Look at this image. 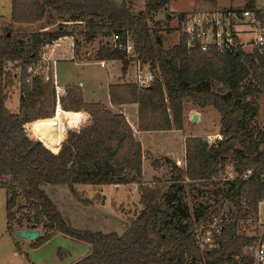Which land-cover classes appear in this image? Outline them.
I'll list each match as a JSON object with an SVG mask.
<instances>
[{
	"label": "trees",
	"instance_id": "trees-1",
	"mask_svg": "<svg viewBox=\"0 0 264 264\" xmlns=\"http://www.w3.org/2000/svg\"><path fill=\"white\" fill-rule=\"evenodd\" d=\"M170 1L143 0V8L134 13L133 0H10L11 24L0 35V188L6 192L8 234L41 228L45 233L31 243L32 248L50 240L55 232L91 247L88 255L72 264H254L247 247L257 237L241 233L240 222L252 217L257 223L264 201V132L251 125L259 111L256 97L264 93V46L260 52L219 54L214 46L205 51L198 45L188 47L180 36L177 44L165 47L163 22L153 20L163 12L165 22L169 20ZM246 2L242 8L256 7L254 0ZM45 17L60 22L56 30L31 33L25 41L14 34L13 25L31 26ZM68 22L74 30H68ZM80 25L85 43L119 36L117 44L107 41L99 46L95 61L121 62V75H125L130 63L138 59L155 75L147 87H108L112 106L136 105L138 132L183 130L186 104L218 113L220 139L208 144L202 137H187L184 167L166 162L175 180L221 188V202L230 201L235 209L225 215L218 207H202L194 217L178 210L177 200L163 198L168 183L159 178L143 181L142 145L124 114L99 103H84L74 85H67L66 96L60 98L63 124L66 127L63 112H79L84 116L75 128L88 129L95 121V130L70 131L62 141L64 132L56 136L63 124L60 119L51 124L54 87L38 77L29 82L26 68L37 61L45 45L60 38L73 39L77 56L81 43L75 38V28ZM173 31L167 28L164 33ZM127 43L133 49L131 56L122 48ZM14 63L21 65L20 100L11 112L6 102L13 76L6 67ZM31 123L28 131H34L39 141L27 134ZM51 136L55 137L48 139ZM228 168L233 176L229 178L228 172L221 179ZM128 184H136L141 211L127 219L122 235L74 228L45 192L47 186H66L75 197V185ZM216 218L220 223L212 231V247L201 248L197 228L209 231L207 226Z\"/></svg>",
	"mask_w": 264,
	"mask_h": 264
},
{
	"label": "rangeland",
	"instance_id": "rangeland-1",
	"mask_svg": "<svg viewBox=\"0 0 264 264\" xmlns=\"http://www.w3.org/2000/svg\"><path fill=\"white\" fill-rule=\"evenodd\" d=\"M254 2L257 7L264 6V0H254ZM246 3V0H171V5L168 9V13L170 14L169 20L165 22L166 12H163L154 15L153 22H163L161 26L163 28L162 34L166 39L165 47H172V45L177 44L180 40L178 36L179 15H184L192 10L200 9L210 10L222 9L224 7L241 9L242 7H245ZM133 5V12L136 13L143 8V0H133ZM10 12V0H0V15L6 18L9 16ZM10 24L11 23L2 21L0 22V35H2L8 27H10ZM59 24L60 22L58 21L54 22L47 19V22H43V24H40L38 27L46 28L45 31L49 32L56 30ZM66 24L69 31L74 30L73 24L69 22ZM15 27L16 25H13L14 34L24 37V41L29 35H31L29 32L38 30V27L31 30H26L27 28H22L19 26L16 28ZM167 28H173L175 31H173L170 35H166L164 31ZM82 29V25L75 28V38L81 43V46L78 48L79 53L77 56H75V59L83 63L97 62L95 61V53L101 44L107 41L110 42L109 37L101 36L97 37V39H95L93 42L85 43L83 41V37L81 34H79ZM68 38L72 45L73 41L70 37ZM58 42L60 43V41ZM49 47L44 48L42 53L47 54ZM70 48H73L74 53V47L70 46ZM247 50H249V48H247ZM31 66H33V70L36 72L29 73V66L26 68L28 81L31 82L33 77L37 75V77L45 83L51 82L55 92V77L53 76V69L49 68L48 71H45L47 75H43L45 74V69H43L42 66L46 67V63H35L31 64ZM119 67V64H116L113 67L111 64H109L105 68H101L99 64H90L86 65L85 67H81L72 64H68L66 66L59 63L57 67V73H59L58 76L60 77V81L63 80L61 77L62 73L66 75L71 74L70 77L76 82H82L83 94H85V97L88 100L93 99L94 101L103 102L107 97L106 92L108 83H111V81H108V78L111 77L112 82L118 83L115 85L131 84V82H129V80L124 77L123 80L117 81L118 78L121 77L119 76ZM6 70L11 76H13L12 86L7 90L8 100L6 102V107L11 112H15L18 108V103L20 100L19 89L21 79V65L20 63L7 64ZM45 76H48V81L44 78ZM65 87L66 86H62L63 89L59 94V99L57 98L56 93H54V95H56V106L54 109L55 113L53 116H51V118L54 117V122L51 124L56 123V121L61 117V121L63 123V116H61L60 112L62 111L60 106V98L66 96L64 93ZM256 102L258 104L259 111L253 118H251V125L261 132H264V93L256 97ZM185 109L183 130H176L174 133L143 135L141 137V141L143 145H145V151L143 152L142 159L145 163L142 169L143 181L151 183L153 178H159V180L162 182L168 183L167 187L163 190V198L166 200H171L174 198L178 202L177 209L183 210L186 214L192 217H194V213L202 207L207 209L211 207H218L222 214L227 215V211L229 209H235V206L230 201L221 202V188H201L196 183H190L187 180L184 182H178L175 180L176 174H174L172 171V166L166 162L168 159L171 162H174L178 167L183 168L184 162L182 161L181 157L183 156L184 151V144H182L184 138L199 136L204 138L207 142V137L218 135L220 129L219 115L214 109L206 108L204 110H199L193 108L190 104H186ZM111 111L115 110L111 109ZM194 114L197 115L196 122H193L192 120V116ZM66 120L67 121L65 122V125L67 128L70 126L69 128L71 131H86L90 129L89 131L93 132L95 130V121L94 124L89 125L88 129H76V121L74 119L67 117ZM35 121H33V123ZM129 121L131 122V118H129ZM33 123L26 127V131L30 137L38 140L33 136L34 131L31 134L28 131L30 125ZM137 129H134L133 132H136ZM68 134L69 133L66 131L64 136L65 139L67 138ZM136 138V140L139 142L140 138L137 136ZM150 148H152L150 151L146 150ZM262 148H264V146ZM225 171V175H220L221 179H224L228 172L229 174L233 175L230 173L229 168ZM119 187L112 185H105L104 187L75 185L74 189L77 193L75 197L66 186H47L45 188V192L49 199L54 201V203L57 205V208L63 218H65L74 228L83 231L101 232L103 234L115 232L116 234L122 235L125 229V222H127V219L129 218L137 217L141 211V205L136 184H128ZM5 200L6 192L3 188H0V264H71L73 261L82 258L81 256L83 255L81 254L84 251L83 249L86 250V248H84L82 243L72 238L70 239L68 237L59 235L53 236L47 242L37 246L36 248H32L31 243H29L27 240L15 237L13 235L14 233L11 235L8 234L6 232L7 220L5 219ZM261 213L264 225V207L262 208ZM219 223L220 221L218 218L214 219L212 224L207 226L208 230L211 232L215 231L218 228ZM253 223L255 222H253L252 217H248L244 221H241V233L250 237H259L260 233L263 232V230L259 227L261 224L259 215L257 223H255L256 225H253ZM37 230L39 231L40 235L45 233L44 229L38 228ZM202 230H204L202 227L197 228V232Z\"/></svg>",
	"mask_w": 264,
	"mask_h": 264
},
{
	"label": "built area",
	"instance_id": "built-area-1",
	"mask_svg": "<svg viewBox=\"0 0 264 264\" xmlns=\"http://www.w3.org/2000/svg\"><path fill=\"white\" fill-rule=\"evenodd\" d=\"M178 21V36H183L186 39L188 47L198 45L202 51H205L208 46H214L219 54H225L238 51L260 52L264 46V6H256L254 9L224 7L222 9L192 10L182 15ZM71 40L73 41L72 38ZM110 41L117 44L119 36L113 34ZM49 45H45L42 50L48 48ZM71 46L74 47L73 42ZM122 48L128 55H132L133 49L130 43ZM35 63H46V67L42 66L45 72L49 68L53 69L56 60L46 57V54L41 52L37 61L32 64ZM99 65L103 67L105 61L99 62ZM130 65L133 67L134 75L132 84L143 88L155 80V75L148 65L142 64L138 59L132 61ZM28 72L36 71L33 70V66L29 65ZM43 75H47L46 72ZM44 78L49 80L48 76ZM62 89V86L58 85L55 80V93L58 99ZM206 139L207 143L211 144L220 139V136H209ZM232 176L230 174L229 178ZM198 242L201 248H211L213 232L210 230L198 232ZM247 250L252 254L254 264H264V232L260 233L256 241L247 247Z\"/></svg>",
	"mask_w": 264,
	"mask_h": 264
},
{
	"label": "crops",
	"instance_id": "crops-1",
	"mask_svg": "<svg viewBox=\"0 0 264 264\" xmlns=\"http://www.w3.org/2000/svg\"><path fill=\"white\" fill-rule=\"evenodd\" d=\"M11 3V2H10ZM171 5V4H170ZM10 8H11V4H10ZM11 10H12V8H11ZM10 18H11V12H10V14H9V16L8 17H3V16H1L0 15V22L2 21V22H7V23H10ZM47 22V19H46V17L43 19V21L42 22H39L38 24H31V26H21V25H16V27H22V28H27L26 30H31V29H34V28H37L40 24H43V22ZM15 27V28H16ZM45 29L46 28H41V27H38V30H36V31H31V32H29V33H35V32H48V31H45ZM58 41H60V43H62V41H63V43L62 44H60ZM65 41V42H64ZM69 42H70V40H69V38L68 37H66V38H60V39H58V40H56V41H54V44H51L50 45V47H49V49H48V51H47V54H46V56L48 57V58H51L52 60H56V64L54 65V67H53V76L55 77V80H56V82H57V84H59V85H61V86H67V85H75V86H77V87H79V89H80V91H81V94H83V84H82V82H76L73 78H71L70 77V75H66V74H64V73H62V75H61V77L63 78V80L62 81H60V77L58 76V74L59 73H57V67H58V64L59 63H61V64H64V65H76V66H81V67H85L86 65H90V64H95V65H98L99 64V62H80V61H78L77 59H75V55H74V53H73V48H70V46H71V42H70V44H69ZM72 47V46H71ZM109 64H111L112 65V67L114 66V65H116V64H119L120 65V67H119V76H121L120 78H118V80L117 81H119V80H123L124 78H126V79H128L129 80V82H131V84H132V82H133V77H134V75H133V67L130 65V67L127 69V71H126V74L125 75H121V67H122V64H121V62H117V61H105V65L103 66V67H101L100 65V67L101 68H105L107 65H109ZM55 70H56V73H55ZM124 77V78H123ZM72 79V80H71ZM109 80L108 81H111V83L109 82L108 83V86H107V92H106V94H107V97H106V100L105 101H94L93 99H91V100H88L86 97H85V94H83V101H84V103H99V104H101V105H105L107 108H109L110 110L112 109V110H115V111H117V112H119V113H123L124 114V116H125V118H126V120H127V122H128V124H129V126H130V128H132V130H134V129H137V113H138V110H137V107H136V105H130V104H122L121 106H112L111 104H110V97H109V94H108V87H109V85H115V84H118L117 82H112V79H111V77L110 78H108ZM114 111V112H115ZM62 112V111H61ZM63 114L65 115V117L67 118V117H70V118H72V119H74L76 122H77V120L78 119H81L84 115H83V113H74V112H68V113H64L63 112ZM130 116V117H129ZM62 118V117H61ZM61 118H59L60 120H61ZM129 118H131V122L129 121ZM62 122V121H61ZM75 122V125L77 124ZM63 124V123H62ZM49 126V125H48ZM134 128V129H133ZM43 129V128H42ZM66 127L64 126V124H63V128L61 129V131H60V133L58 134V135H56V136H58V137H60V136H62V133L64 132V135H65V133H66ZM174 131H176V130H174ZM174 131H170V132H157V133H154V132H134V135H135V138H136V136L138 137V138H140L139 139V142H140V144L142 145V151L144 152L145 151V145H143V143H142V141H141V137L143 136V135H150V134H165V133H174ZM64 135L62 136V139H61V141L65 138L64 137ZM52 137H54V136H51V137H49L48 139H51ZM137 139V138H136ZM185 139V138H184ZM61 141L59 142V143H57V145H59L60 143H61ZM184 141V140H183ZM183 144V143H182ZM152 148H150V149H146V150H148V151H150ZM183 150H184V146H183ZM175 158V157H174ZM177 158H179V157H177ZM182 158V161H183V158H184V151H183V156L181 157ZM171 159V158H170ZM142 163H143V167H144V165H145V163H144V161L142 160ZM117 187H119V186H117ZM120 188V187H119ZM264 207V201L259 205V209H258V213H259V220H260V225H259V227H260V229H262L263 230V232H264V225H263V220H262V213H261V211H262V208ZM17 231H15L14 232V236H15V233H16ZM39 235H40V233H39ZM63 236V235H61V234H59V233H54V235L53 236ZM29 242V241H28ZM29 243H32V242H29ZM80 243H82V242H80ZM83 244V246H84V248H86V250L85 249H83L84 251H83V253L81 254V255H83V256H81L82 258L83 257H85L86 255H88L89 254V251H88V246H87V244H85V243H82ZM79 259H81V258H79ZM75 261H77V260H75ZM75 261H73L72 263H74ZM71 263V264H72ZM35 264H37V263H35ZM52 264V263H51Z\"/></svg>",
	"mask_w": 264,
	"mask_h": 264
},
{
	"label": "water",
	"instance_id": "water-1",
	"mask_svg": "<svg viewBox=\"0 0 264 264\" xmlns=\"http://www.w3.org/2000/svg\"><path fill=\"white\" fill-rule=\"evenodd\" d=\"M192 120L193 122H196L197 121V115L194 114L192 116ZM67 132L69 133L71 130L70 128H66ZM56 153V152H55ZM15 237H19V238H22V239H25L29 242H34L36 241V239L39 237V231L36 230V231H29V230H25V229H21V230H18L16 233H15ZM90 246H88V251L90 250Z\"/></svg>",
	"mask_w": 264,
	"mask_h": 264
},
{
	"label": "bare ground",
	"instance_id": "bare-ground-1",
	"mask_svg": "<svg viewBox=\"0 0 264 264\" xmlns=\"http://www.w3.org/2000/svg\"><path fill=\"white\" fill-rule=\"evenodd\" d=\"M61 116H62V113H61Z\"/></svg>",
	"mask_w": 264,
	"mask_h": 264
}]
</instances>
